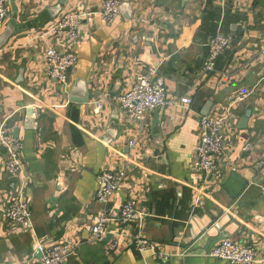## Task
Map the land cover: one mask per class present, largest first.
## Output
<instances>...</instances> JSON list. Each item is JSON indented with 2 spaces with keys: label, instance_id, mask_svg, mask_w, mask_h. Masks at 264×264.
<instances>
[{
  "label": "crops",
  "instance_id": "crops-1",
  "mask_svg": "<svg viewBox=\"0 0 264 264\" xmlns=\"http://www.w3.org/2000/svg\"><path fill=\"white\" fill-rule=\"evenodd\" d=\"M102 3L8 1L0 34L8 25L13 33L0 49V127L22 145V172L4 173L0 148V264L36 261L41 242L68 245L64 264H217L208 252L223 239L264 258V0H122L112 24L95 15L82 22L77 43L57 39L77 59L64 93L48 74L38 34L67 12L98 11ZM217 35L229 44L204 72ZM150 67L164 81L168 104L139 129L117 99ZM76 81L83 84L74 95ZM226 113L230 145L205 176L194 165L199 119ZM103 171H123L125 179L106 209L109 234L95 241ZM19 188L31 216L27 229L3 217ZM125 202L137 214L120 224ZM138 233L151 249H134Z\"/></svg>",
  "mask_w": 264,
  "mask_h": 264
},
{
  "label": "built area",
  "instance_id": "built-area-1",
  "mask_svg": "<svg viewBox=\"0 0 264 264\" xmlns=\"http://www.w3.org/2000/svg\"><path fill=\"white\" fill-rule=\"evenodd\" d=\"M8 1L0 0V31L4 27L8 17ZM122 0H103L98 11H71L59 16L51 25L39 32L38 38L45 41L42 56L48 69L49 76L54 79L60 89L67 93L69 71L75 66L77 59L69 51L56 47L59 38L66 39L70 44L77 43L82 37V22L90 17L98 15L106 24H112L120 15ZM48 39L49 43H46ZM137 38L133 37L136 42ZM229 44V39L217 35L209 44L208 55L203 62V71L212 72L217 57L223 53ZM264 92V79L259 83ZM238 98L237 102L242 101ZM184 105L190 104V99L182 98ZM118 110L125 116L129 123L143 129L146 116L152 112L164 108L168 104L167 91L164 81L157 75L156 69L150 67L146 72L136 75L129 87L117 99ZM101 108L100 100L94 103V113ZM227 113L223 116H204L199 119L198 143L194 153L195 169L205 176L215 169L214 160L221 157L230 142H228V130L225 127ZM133 146V142L130 143ZM0 148L3 151V171L11 178H18L22 172L20 159L21 143L13 138L3 127H0ZM244 151L249 150L246 145ZM125 179V172L103 171L98 176V188L94 199L101 206L90 229V237L97 241L103 239L108 232L109 214L107 206L114 194L119 190ZM259 193L264 198V184L259 186ZM22 188L17 189L15 195L9 198L3 210L4 221L9 227L27 229L31 223L30 211L23 196ZM137 214L132 202H125L121 206L118 222L128 224ZM134 249L142 253L151 249V243L139 233L132 239ZM69 250L68 245H49L38 243L36 253L38 259L26 264H64L65 254ZM208 257L225 264H264V258H259L253 247L240 245L228 239L219 241L213 246ZM162 262L166 259L161 255ZM25 264V263H24Z\"/></svg>",
  "mask_w": 264,
  "mask_h": 264
},
{
  "label": "water",
  "instance_id": "water-1",
  "mask_svg": "<svg viewBox=\"0 0 264 264\" xmlns=\"http://www.w3.org/2000/svg\"><path fill=\"white\" fill-rule=\"evenodd\" d=\"M61 2H63V1H61ZM120 10H121V8H120ZM12 33H13V27L12 26L8 25L7 27L4 28V30L0 34V49L5 45V43L10 38V36L12 35ZM82 84H83L82 81H76L74 83L73 88L71 89V93L75 95L77 91H81ZM249 116H250V113H247L246 116H245V118L241 122V127H240L241 129H244L246 127V125H247V119L249 118ZM208 248L209 247H207L206 250H208ZM193 252L194 251L189 252L188 253V256H191L193 254ZM187 260H188V257H184L183 261L186 262ZM210 261H213L214 262L215 260H213L211 258ZM216 263L217 264H225V263L220 262V261H216Z\"/></svg>",
  "mask_w": 264,
  "mask_h": 264
}]
</instances>
